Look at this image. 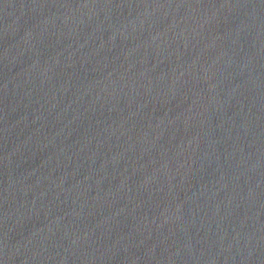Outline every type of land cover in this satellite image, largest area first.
<instances>
[{
	"label": "water",
	"instance_id": "obj_1",
	"mask_svg": "<svg viewBox=\"0 0 264 264\" xmlns=\"http://www.w3.org/2000/svg\"><path fill=\"white\" fill-rule=\"evenodd\" d=\"M0 264H228L133 0H0Z\"/></svg>",
	"mask_w": 264,
	"mask_h": 264
}]
</instances>
